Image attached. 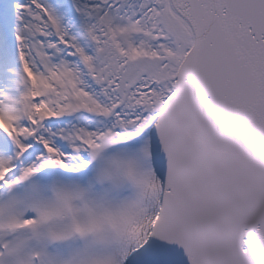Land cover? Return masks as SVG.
I'll return each mask as SVG.
<instances>
[{
    "label": "snow or ice",
    "instance_id": "6c2138e0",
    "mask_svg": "<svg viewBox=\"0 0 264 264\" xmlns=\"http://www.w3.org/2000/svg\"><path fill=\"white\" fill-rule=\"evenodd\" d=\"M0 264H264V0H0Z\"/></svg>",
    "mask_w": 264,
    "mask_h": 264
}]
</instances>
